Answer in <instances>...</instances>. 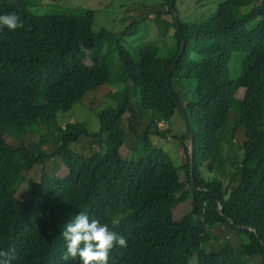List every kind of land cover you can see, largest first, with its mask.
I'll return each instance as SVG.
<instances>
[{
    "label": "trees",
    "instance_id": "16d2710c",
    "mask_svg": "<svg viewBox=\"0 0 264 264\" xmlns=\"http://www.w3.org/2000/svg\"><path fill=\"white\" fill-rule=\"evenodd\" d=\"M27 6L25 0H0V15L15 12L24 23L16 31L0 30V195L15 198L0 210V250L13 254L11 264H79L63 259L66 244L60 234L80 212L126 238L127 247H114L108 264H248L228 241L214 254L208 251L209 230L216 224L246 237L239 249L264 264V0H225L205 22L179 19L184 51L170 83L184 105L191 145L184 134L175 136L169 129L175 117L183 125L165 84L180 49L169 0L175 46L150 60L144 50L134 57L122 45L136 33L137 19L118 32H95L94 10L38 16ZM98 40L94 59L86 47ZM232 53L241 54L236 78L229 74ZM120 82L125 83L123 97L97 112V132L83 122L58 123L57 113L71 107L73 96L81 100L91 89ZM147 112L151 120L138 132L132 118ZM230 112L235 123L225 130ZM161 118L158 122L168 127L158 130ZM27 131L49 134L56 146L38 154L31 144L5 139L22 138ZM238 131L242 142L235 146ZM151 133L179 142V167L152 143ZM49 157L65 160L67 172L45 168ZM35 165L41 169L38 177ZM218 167L232 169L226 185L216 175ZM185 189L188 210L177 225L164 226L159 217L166 210L158 201ZM117 218L120 223L112 224Z\"/></svg>",
    "mask_w": 264,
    "mask_h": 264
},
{
    "label": "rangeland",
    "instance_id": "374dc122",
    "mask_svg": "<svg viewBox=\"0 0 264 264\" xmlns=\"http://www.w3.org/2000/svg\"><path fill=\"white\" fill-rule=\"evenodd\" d=\"M28 3V10L33 15H47V14H65V15H81L85 10H94V22L93 30L95 32L100 29H105L110 32H118L125 25H127L132 19H137L140 24L136 33L122 41V45L134 56H137L138 51L144 50L146 59L150 60V56L157 54L163 56L167 50H170L175 46L174 29L170 26L172 22L170 14L167 13L166 0H25ZM225 0H201L197 3L195 0H175V9L177 11L178 18L181 22L188 24H195L205 22L212 19L219 7ZM243 8L242 11H245ZM95 40V39H94ZM3 42L8 44L7 40ZM98 43L88 44L86 49L88 53L92 55V58H96L99 50ZM85 48V47H84ZM151 54V55H150ZM147 55H149L147 57ZM191 58L198 60V56L191 54ZM88 63L91 61L88 59ZM241 69V54L232 53L229 59V74L231 78H236ZM117 72V67L113 70ZM125 86V83L120 82L117 86L112 84H103L94 89H91L85 93L81 100H77V96H73L70 100L74 101L70 108H65L57 113V120L61 126H64L70 122H83L87 126L90 132H97L99 130V122L97 118V112L105 106H114L120 98L123 97L121 89ZM128 86V85H127ZM119 91L115 94V91ZM131 93V92H130ZM126 94L131 104L134 103L132 94ZM70 101V102H71ZM53 102V101H52ZM54 105H57L55 101ZM69 103L65 104L67 106ZM129 113H125V119L129 117ZM151 113L147 112L140 116L134 115L132 120L136 126L138 132H142L147 123L151 120ZM235 115L230 112L228 121L225 126V130L229 129L235 123ZM157 121H163L162 118ZM170 133L175 136H182L184 134L183 125H181L178 118H173L169 123ZM150 140L157 147L162 148L169 154L175 166L179 167L182 163L181 148L179 142L169 137L167 139L159 138L157 135L151 133ZM6 141L12 145H33L36 152L40 151L49 153L56 144L52 141V137L49 134L43 133H31L27 131L22 138L16 135L6 136ZM242 142V135L238 131L235 137V146L240 145ZM69 149H72L71 146ZM126 149V148H124ZM73 164L75 162L73 161ZM68 165L65 160L49 157L46 160V166L49 171L54 170L60 175H64L66 166ZM72 166V165H71ZM216 175L221 179L223 185H226L228 178L231 175L230 170L219 168ZM40 166L35 165L32 171H36L37 177L40 172ZM233 173V172H232ZM35 174V173H33ZM30 174H28L29 176ZM200 175L203 178H207V171L201 169ZM24 194L28 193L25 185H23ZM15 198L9 194L0 195V210H3L12 204H14ZM190 204L189 190L185 189L183 192L169 196L167 198L160 199L158 201V207L166 210L161 214L160 221L164 226L177 225L184 213L188 210ZM210 238L206 243L207 249L211 254L217 252L222 246L224 241H228L235 249L238 256L248 260V264H262L259 256H248L239 246L246 242V237L238 235L232 228H229L222 224L214 225L210 230ZM194 264V261H193Z\"/></svg>",
    "mask_w": 264,
    "mask_h": 264
},
{
    "label": "clouds",
    "instance_id": "9594fccd",
    "mask_svg": "<svg viewBox=\"0 0 264 264\" xmlns=\"http://www.w3.org/2000/svg\"><path fill=\"white\" fill-rule=\"evenodd\" d=\"M6 27L9 31L23 28L21 17L10 12L0 15V30ZM195 58V54H193ZM119 219L112 224L118 225ZM60 236L66 244L63 259L78 260L79 264H108L109 255L114 247H127L125 237L111 230L108 224L99 219H90L86 212H80L70 219L62 229ZM13 254L0 250V264H11Z\"/></svg>",
    "mask_w": 264,
    "mask_h": 264
},
{
    "label": "water",
    "instance_id": "95a60500",
    "mask_svg": "<svg viewBox=\"0 0 264 264\" xmlns=\"http://www.w3.org/2000/svg\"><path fill=\"white\" fill-rule=\"evenodd\" d=\"M174 1L175 0H169V6H170L171 14H172L173 19H174L175 28H176V31H177V34H178V37H179L180 49H179L175 59L173 60V62L169 66V69H168L167 74H166V82H165V84H166V89L169 92V94L171 95V97H172V99L174 101V104L176 106V109L178 110V112H179V114L181 116L182 123H183V126H184L185 140H186L187 143H189L191 145L192 144V135H191L190 126H189V122H188V119H187V115H186V112H185L184 105L181 103V101L177 98L176 94L173 92V90L171 88V83H170V73H171L172 69L175 67L178 58L182 55V53L184 51L183 36H182L181 28H180V23H179V18H178V15H177V11H176L175 6H174ZM190 174H191L192 185H194V180H193V177H192V174H193L192 157H190ZM211 191L216 195L217 202H218V204H220V198L218 196L217 191H215V190H211ZM219 211L221 212V207H219Z\"/></svg>",
    "mask_w": 264,
    "mask_h": 264
},
{
    "label": "built area",
    "instance_id": "2783aa9c",
    "mask_svg": "<svg viewBox=\"0 0 264 264\" xmlns=\"http://www.w3.org/2000/svg\"><path fill=\"white\" fill-rule=\"evenodd\" d=\"M167 127H168V123L156 121V129L161 130V129H165Z\"/></svg>",
    "mask_w": 264,
    "mask_h": 264
}]
</instances>
